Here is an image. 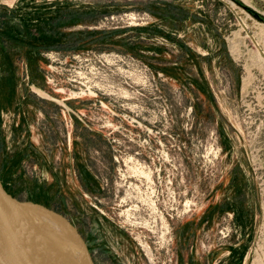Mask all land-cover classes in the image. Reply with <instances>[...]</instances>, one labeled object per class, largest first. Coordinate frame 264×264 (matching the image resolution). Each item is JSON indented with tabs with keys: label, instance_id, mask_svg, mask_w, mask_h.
<instances>
[{
	"label": "rangeland",
	"instance_id": "obj_1",
	"mask_svg": "<svg viewBox=\"0 0 264 264\" xmlns=\"http://www.w3.org/2000/svg\"><path fill=\"white\" fill-rule=\"evenodd\" d=\"M0 182L94 264H264V0H0Z\"/></svg>",
	"mask_w": 264,
	"mask_h": 264
},
{
	"label": "water",
	"instance_id": "obj_2",
	"mask_svg": "<svg viewBox=\"0 0 264 264\" xmlns=\"http://www.w3.org/2000/svg\"><path fill=\"white\" fill-rule=\"evenodd\" d=\"M13 215L18 220L39 215L61 227L69 236L79 253L82 264H94L91 255L76 228L62 215L42 205L18 201L6 193L0 182V264H63L58 253L66 249L64 241L57 245L39 246L27 235L8 233L7 216ZM63 242V243H62ZM68 263V262H67ZM65 262V264H67ZM69 264V263H68Z\"/></svg>",
	"mask_w": 264,
	"mask_h": 264
},
{
	"label": "bare ground",
	"instance_id": "obj_3",
	"mask_svg": "<svg viewBox=\"0 0 264 264\" xmlns=\"http://www.w3.org/2000/svg\"><path fill=\"white\" fill-rule=\"evenodd\" d=\"M8 233L11 235H27L33 239L39 246H55L58 241H64L66 249L59 253V259L63 264H82V255L76 246L70 242L69 236L64 230L41 216L26 217L24 220H18L13 215L7 216ZM63 243V242H62ZM67 263V264H68Z\"/></svg>",
	"mask_w": 264,
	"mask_h": 264
},
{
	"label": "flooded vegetation",
	"instance_id": "obj_4",
	"mask_svg": "<svg viewBox=\"0 0 264 264\" xmlns=\"http://www.w3.org/2000/svg\"><path fill=\"white\" fill-rule=\"evenodd\" d=\"M77 230V232L80 234V236L82 237V235H81V231L79 230V228L78 229H76ZM83 239V238H82ZM86 245V244H85ZM86 247H87V245H86ZM87 249H88V247H87ZM92 255H93V253H92Z\"/></svg>",
	"mask_w": 264,
	"mask_h": 264
},
{
	"label": "trees",
	"instance_id": "obj_5",
	"mask_svg": "<svg viewBox=\"0 0 264 264\" xmlns=\"http://www.w3.org/2000/svg\"><path fill=\"white\" fill-rule=\"evenodd\" d=\"M4 188V187H3Z\"/></svg>",
	"mask_w": 264,
	"mask_h": 264
}]
</instances>
